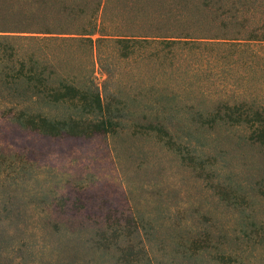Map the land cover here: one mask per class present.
<instances>
[{
    "label": "trees",
    "instance_id": "trees-1",
    "mask_svg": "<svg viewBox=\"0 0 264 264\" xmlns=\"http://www.w3.org/2000/svg\"><path fill=\"white\" fill-rule=\"evenodd\" d=\"M131 63L139 69L149 66L155 80L163 76L165 81L160 90L141 86L132 97L145 101L123 113L117 91L112 95L120 107L104 101L105 90L94 82L93 70L96 64L106 75H117ZM181 72L202 76L191 107L202 100L207 114L230 119L238 116L233 110L247 117L230 121L242 129L238 145L245 144L264 162V0H0V113L45 135L106 134L123 183L131 182L133 173H124L118 159V120L129 116L141 127L137 130H146L139 121H156L148 129L163 133L166 119L185 103L174 89L182 85ZM147 136L133 134L122 149H132L141 162L152 156L160 168L156 155L163 138ZM145 141L152 143L148 153L142 149ZM42 173L51 177L50 184L52 178H70L20 154L0 152V202L6 187ZM251 176V185L232 188L244 199L191 203L180 207L188 217L173 218L167 212L177 204L167 199V190L163 196L161 183L148 189L154 198H145L156 216L141 212L145 201L131 196L125 183L149 262L264 264V176ZM216 210L228 215L218 216Z\"/></svg>",
    "mask_w": 264,
    "mask_h": 264
},
{
    "label": "rangeland",
    "instance_id": "rangeland-1",
    "mask_svg": "<svg viewBox=\"0 0 264 264\" xmlns=\"http://www.w3.org/2000/svg\"><path fill=\"white\" fill-rule=\"evenodd\" d=\"M117 73L106 75L95 64L93 80L105 90L104 101L112 108L121 106L112 95L117 91L123 101V113L132 112L139 102L145 101L133 100L136 90H160L158 87L165 81L163 76L155 80L149 66L139 69L133 63ZM187 73L182 76L181 72L182 85L174 88L177 93L182 92L185 103L166 119L163 133L148 129L156 121L151 125L139 121L146 130H137L140 126L127 115L118 120L114 132L118 159L126 168L124 173H133L131 182L125 181L130 183L131 196L141 201L154 198L148 189L161 183L163 196L167 190V199L177 204L174 209L170 206V218L188 217L189 211L180 207L191 203L197 206L203 200L244 199L232 188L251 185L252 174L253 178L264 176V162L245 144L238 145L242 129L230 122L247 117L233 110L237 117L227 119L223 113L208 116L204 107L207 103L202 100L200 106L191 107L190 103L197 101L202 76ZM136 75L138 84L134 81ZM170 88L169 85L171 91ZM140 133L163 138L156 155L160 168L152 156L141 162L142 157L132 149L123 151L122 146L134 140L132 135ZM149 142H141L147 153L152 145ZM0 152L20 154L41 168L70 174L67 182L52 178L50 184L51 177L42 173L37 179L28 178L4 189L0 202V264H151L144 253L141 232L133 222L124 190L125 178L115 164L106 134L45 135L21 128L0 113ZM156 171L161 175L159 179ZM150 205L141 203V212L156 216ZM215 213L228 215L221 210ZM135 249L137 257L131 260Z\"/></svg>",
    "mask_w": 264,
    "mask_h": 264
}]
</instances>
